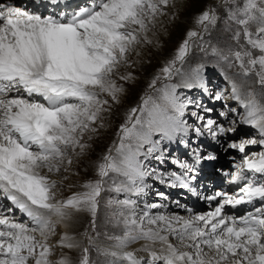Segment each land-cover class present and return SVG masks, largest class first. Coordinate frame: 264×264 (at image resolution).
<instances>
[{
  "label": "snow or ice",
  "instance_id": "snow-or-ice-1",
  "mask_svg": "<svg viewBox=\"0 0 264 264\" xmlns=\"http://www.w3.org/2000/svg\"><path fill=\"white\" fill-rule=\"evenodd\" d=\"M171 4L0 0V264H51L48 236L76 213L90 215L89 227L99 237L105 193L123 194L104 200L113 209L109 222L122 227V235H106L112 243L101 245L86 229L89 246L79 264H264V0H216L202 10L199 31L186 33L129 109L97 165V178L85 182L84 191L57 199L60 181L49 174L69 172L106 127L105 114L111 116L126 94L114 76L135 65L130 56L140 55L138 47L154 43L153 29ZM196 51L201 61L186 70ZM207 64L219 70L225 86L208 88ZM119 79L136 77L128 72ZM181 87L201 95L182 96ZM256 146L262 150L246 152ZM177 149L182 155H174ZM230 151L241 159L233 157L234 171L223 173L217 164ZM166 163L174 170L163 169ZM213 175H226L236 191L202 195L197 187ZM149 180L187 191L207 201L209 210L196 212L177 200L188 216L161 212L166 205L160 201L169 198L163 191L155 192L157 202L141 206L153 187ZM239 206H247L242 214L228 211ZM70 239L62 236L61 246L77 247L65 243ZM140 240L146 243L126 250ZM90 247L103 259L91 260ZM58 264L71 261L63 257Z\"/></svg>",
  "mask_w": 264,
  "mask_h": 264
},
{
  "label": "rangeland",
  "instance_id": "rangeland-1",
  "mask_svg": "<svg viewBox=\"0 0 264 264\" xmlns=\"http://www.w3.org/2000/svg\"><path fill=\"white\" fill-rule=\"evenodd\" d=\"M215 3L216 0H172V4L168 9L169 15L162 17L161 20L158 21L156 27L153 29V32H155V37L153 38L154 43L152 45L138 47L137 51L140 53V55L137 56L134 52L130 56V60L136 62L135 65L133 67H121L114 76V79H116L118 85L123 84L124 88L126 89V94L121 97L119 104L113 105L111 116H107V114H105L106 127L100 129L98 134L94 135L93 139L88 142L90 147L86 149L85 154L79 158V161L74 160L69 172L49 174L52 179L60 181L56 189L58 200H64L75 192L84 191L81 186L88 180H91L94 177L95 179L97 178L95 169L97 168L98 163L101 162V158L112 146L111 143L113 140L111 141V134L115 126L114 124L118 121H122L125 118L127 107L129 105L131 107L135 104L137 96L148 87L149 82L154 78V76L160 73H157L159 68H162L170 59L173 58L176 49L185 38L186 33L192 29H199V25L196 23V17L199 15V13L202 10L208 8V6L214 5ZM222 28L223 24L221 23L217 31ZM153 32H149L150 37L153 36ZM214 35H216V33H214ZM213 43H216V41L213 40ZM197 58H200V62L202 56L196 51L195 55L189 57L185 66L186 69L189 65L193 64ZM128 72L134 73L136 79L133 82H125L119 79V76L125 75ZM220 80L225 84L222 77ZM218 81H216V83H218ZM216 108L217 110H220L219 104H216ZM85 140H87V135L85 136ZM225 155H227V153ZM65 176L67 179H64ZM90 177L92 178L90 179ZM209 193H211V191ZM109 195H112L118 199L124 198L121 194H104L97 219L96 231L100 233L99 237H97L96 233L92 232L89 227L91 217L88 213H76L83 214L84 217H82L79 222L76 221L74 226L70 227L72 231L70 230L65 232L66 228L62 229L60 225L56 223L54 232L48 236V241H46L51 243L49 246L51 248V254L49 256L51 264H58L60 259L63 257L69 258L71 264H79V260L83 255L84 247L89 246L87 239L84 236L86 229L89 230V234L93 236L96 243L101 245H108L112 243V241H109L106 238V235H122V227L114 226V224L110 223L108 219L113 209L105 207L104 200H106ZM148 195L149 199L145 200L144 203L150 204L158 201L151 198L153 194L148 193ZM172 203L174 205L176 202L174 203L172 201ZM172 208L173 206H170V209ZM163 210L161 209L159 211L168 213V211ZM152 211L154 212L156 210L154 209ZM72 222L74 223V221ZM65 234L72 238L68 240L67 243L77 244L78 246L67 249H65L64 246H62L63 248H59L58 245H61V243L57 245V241L61 240L62 236ZM131 245L132 244H130L127 248H130ZM133 248L131 251L136 250ZM138 253L139 252H137V255ZM90 259L97 261L98 259L102 260L103 258L98 257L95 248L90 247Z\"/></svg>",
  "mask_w": 264,
  "mask_h": 264
},
{
  "label": "bare ground",
  "instance_id": "bare-ground-1",
  "mask_svg": "<svg viewBox=\"0 0 264 264\" xmlns=\"http://www.w3.org/2000/svg\"><path fill=\"white\" fill-rule=\"evenodd\" d=\"M80 2L81 3H84V2H86L85 0H80ZM232 154H231V151L230 152H228L227 153V155H225V153H221V157H225V158H229L230 156H231ZM154 165V164H153ZM163 169H165L164 167H163ZM173 193H176V190H174V191H172ZM208 193L210 192V191H207ZM209 194H211V193H209ZM178 198V196L177 195H175V196H173V198L171 197L170 198V200L172 199V201L175 203V200ZM155 200V199H154ZM172 201H169V203H170V205L168 204V205H166V207H163V208H161L162 210L164 209V210H166V211H168V213L169 214H171V213H176V214H179V215H181V216H188L189 214H186V213H184V212H181V210H179V208L177 207V206H175V204L173 205H171V202ZM164 204V203H163ZM170 206H173V208L172 209H170ZM161 209H159V210H161ZM163 210V211H164ZM185 210V209H184ZM209 209H207V210H205V211H208ZM197 212V211H196ZM204 212V211H203ZM82 217H84L83 216V214H76L75 216H74V218H73V220L72 221H74V223L71 221V222H67V223H65V222H60V223H58L59 225H60V227L62 228V229H65L66 231L65 232H67V231H70L71 229H70V227L71 226H74L75 225V222L76 221H78L79 222V220L82 218ZM75 219H77V220H75ZM54 220H55V218H54ZM57 224V225H58ZM72 231V230H71ZM169 241L170 242H172V243H174V244H176V243H178V242H176L177 240L175 239V237H171V236H169ZM65 243H67V241L65 242ZM144 243H146V241H143V240H140V241H136V242H134V243H131L132 245H131V247L130 248H127V251H131L132 250V248L133 247H137V249L138 248H140ZM130 245V244H129ZM128 245V246H129ZM154 247H155V249L157 250V251H159V249H160V247H161V245L157 242L155 245H154ZM68 247H65V249H67ZM61 260V259H60ZM58 262V261H57Z\"/></svg>",
  "mask_w": 264,
  "mask_h": 264
}]
</instances>
